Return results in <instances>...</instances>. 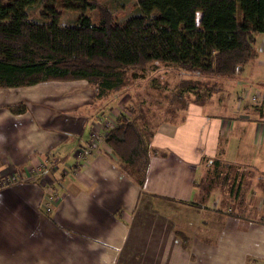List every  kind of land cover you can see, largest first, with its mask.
<instances>
[{
	"label": "crops",
	"instance_id": "obj_1",
	"mask_svg": "<svg viewBox=\"0 0 264 264\" xmlns=\"http://www.w3.org/2000/svg\"><path fill=\"white\" fill-rule=\"evenodd\" d=\"M258 41L241 71L264 78V32ZM90 86L0 89V176L41 159L61 170L50 214L36 183L0 193V264H264V94L230 113L212 96L175 108L153 131L140 186L105 141L77 164L78 147L114 112L91 108ZM19 104L27 111L13 113Z\"/></svg>",
	"mask_w": 264,
	"mask_h": 264
},
{
	"label": "trees",
	"instance_id": "obj_2",
	"mask_svg": "<svg viewBox=\"0 0 264 264\" xmlns=\"http://www.w3.org/2000/svg\"><path fill=\"white\" fill-rule=\"evenodd\" d=\"M57 1L43 0L40 22L28 11L39 0H0V89L86 80L95 87L96 98H106L123 89L127 71L151 62L231 78L257 57L256 35L264 32V0H141L142 14L121 23L98 0H61L64 8L82 11L69 26L60 25ZM95 9L100 12L98 24L88 14ZM214 87H209L210 96L218 91ZM179 97L180 103H187ZM11 110L22 114L27 106ZM116 123L104 141L142 186L150 155L157 151L150 148L154 133L146 135L134 117L122 111ZM42 181L43 174L30 183L42 187ZM209 184L198 185L206 191Z\"/></svg>",
	"mask_w": 264,
	"mask_h": 264
},
{
	"label": "rangeland",
	"instance_id": "obj_3",
	"mask_svg": "<svg viewBox=\"0 0 264 264\" xmlns=\"http://www.w3.org/2000/svg\"><path fill=\"white\" fill-rule=\"evenodd\" d=\"M98 1L100 5H103L110 10L113 14L114 21L117 23L124 22L131 16L142 14L140 7L141 0ZM55 7L62 13L60 20V25L62 26L73 25L82 14V11L64 8L61 0H58L55 3ZM28 11L33 20L44 22V19L41 17V13L44 11L43 0H39V2L30 7ZM88 14L91 16L93 23H99L100 12L98 9L89 11ZM238 16L240 18L242 17L240 8L238 9ZM254 47L257 52L261 51L259 41L255 43ZM240 71L231 78L223 76H202L203 74L188 72L174 64L151 62L144 69H130L127 71L125 86L123 89L119 92L112 93L106 98H96V89L95 87L90 86L92 94H87L88 90H85L83 91V95L92 101L93 105L91 108L94 110L99 106H103L104 111H106L113 106L114 112L109 110V113H107L106 111L107 121H110V125L104 126L103 124V128L99 129V132L102 134L100 141L99 136L95 140H90L91 133H98V131L91 129L88 142L83 143V145L78 147L75 154L77 164L79 165L82 162H89V158L97 153V142L99 141V143H101L104 141V137L108 130L117 124V116L120 114V112L118 113V109L127 116L134 117L142 131H144L146 135H149L153 133L154 129L159 124H161V120L165 117L166 119L171 118L173 110L181 107L179 104L183 103H180L181 98L179 96H182L187 101V103L183 105H187L192 102H205L211 98L209 93L210 86H215L214 88L218 87V91L212 95L213 101L219 103V101H221L220 99H222V102H225V105L219 107L218 110L220 109L226 113H230L232 105L235 106L238 102L244 105H254V101H258L257 98L259 96V92L264 94V78L253 76L248 72V70ZM194 81L202 82L197 84ZM196 91H198L201 99H197L199 97H197ZM71 94L79 97L81 91L77 90ZM262 99L263 98L259 100ZM85 106L88 108L89 104H86ZM129 107L130 109L128 110L127 108ZM90 142L94 143L95 148L91 149V151H87L89 150L88 145ZM45 160L46 159H41V162L48 163ZM52 160H50V164L48 163L52 167V170L44 177L47 184L45 188L54 189L55 186L58 187V182L53 179L52 175L59 173L61 170L58 167V163L55 164L56 162ZM11 174H18L22 178L20 181L5 187L1 184V181L5 176ZM48 175L49 177L52 176L51 180L49 177L47 178ZM32 181L34 180H31L28 177L27 170L22 172L4 173L0 176V193L17 183H30Z\"/></svg>",
	"mask_w": 264,
	"mask_h": 264
},
{
	"label": "built area",
	"instance_id": "obj_4",
	"mask_svg": "<svg viewBox=\"0 0 264 264\" xmlns=\"http://www.w3.org/2000/svg\"><path fill=\"white\" fill-rule=\"evenodd\" d=\"M103 124H104V126L110 125V121L106 120ZM94 130H96V129H94ZM96 131H98L99 134L97 132L91 133L90 140H95L98 138V136H99V141L101 140L102 134L99 132V130H96ZM99 141L97 142L96 148L99 144ZM88 146H89V150H87V151H91V149L95 148L94 143H91V142ZM51 170H52V167L48 163L40 162V163L36 164L34 167H31L29 170H27V172H28V177L31 180L36 181L38 176H40L42 174L45 176L46 174L50 173ZM21 178L22 177L18 174L7 175L2 179L1 184H3L5 187H8V186L20 181ZM46 185H47L46 182L42 181V188H43L42 190H44L42 207L46 212L47 211L51 212L53 209V203L55 201V198L53 197L55 192H54L53 188H45ZM5 187H3V188H5Z\"/></svg>",
	"mask_w": 264,
	"mask_h": 264
}]
</instances>
